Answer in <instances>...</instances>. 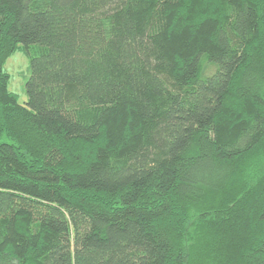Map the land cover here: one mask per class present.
<instances>
[{
	"label": "trees",
	"instance_id": "trees-1",
	"mask_svg": "<svg viewBox=\"0 0 264 264\" xmlns=\"http://www.w3.org/2000/svg\"><path fill=\"white\" fill-rule=\"evenodd\" d=\"M0 264H264V0H0Z\"/></svg>",
	"mask_w": 264,
	"mask_h": 264
},
{
	"label": "rangeland",
	"instance_id": "rangeland-1",
	"mask_svg": "<svg viewBox=\"0 0 264 264\" xmlns=\"http://www.w3.org/2000/svg\"><path fill=\"white\" fill-rule=\"evenodd\" d=\"M6 70L11 74L10 89L20 98L21 102L26 101V82L30 77V60L23 50H18L6 62Z\"/></svg>",
	"mask_w": 264,
	"mask_h": 264
}]
</instances>
